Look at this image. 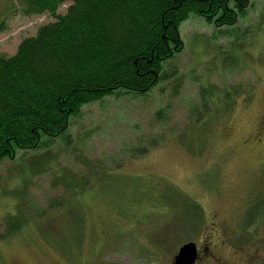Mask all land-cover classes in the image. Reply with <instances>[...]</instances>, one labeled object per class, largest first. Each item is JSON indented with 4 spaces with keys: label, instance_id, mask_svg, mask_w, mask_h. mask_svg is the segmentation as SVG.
Here are the masks:
<instances>
[{
    "label": "rangeland",
    "instance_id": "obj_1",
    "mask_svg": "<svg viewBox=\"0 0 264 264\" xmlns=\"http://www.w3.org/2000/svg\"><path fill=\"white\" fill-rule=\"evenodd\" d=\"M17 4L0 0V55L54 20ZM249 4L230 27L191 15L165 79L0 160V264H173L189 241L197 264H264V0ZM201 88L220 92L202 106Z\"/></svg>",
    "mask_w": 264,
    "mask_h": 264
},
{
    "label": "trees",
    "instance_id": "obj_2",
    "mask_svg": "<svg viewBox=\"0 0 264 264\" xmlns=\"http://www.w3.org/2000/svg\"><path fill=\"white\" fill-rule=\"evenodd\" d=\"M70 2L63 14L58 8ZM22 15L54 20L0 55V160L67 134L82 106L145 94L167 75L191 15L233 26L249 0H17ZM212 88V87H209ZM220 91L201 88L202 106ZM47 137L46 141H42Z\"/></svg>",
    "mask_w": 264,
    "mask_h": 264
},
{
    "label": "water",
    "instance_id": "obj_3",
    "mask_svg": "<svg viewBox=\"0 0 264 264\" xmlns=\"http://www.w3.org/2000/svg\"><path fill=\"white\" fill-rule=\"evenodd\" d=\"M197 259V246L195 242L189 241L182 244L176 255L173 264H194Z\"/></svg>",
    "mask_w": 264,
    "mask_h": 264
},
{
    "label": "flooded vegetation",
    "instance_id": "obj_4",
    "mask_svg": "<svg viewBox=\"0 0 264 264\" xmlns=\"http://www.w3.org/2000/svg\"><path fill=\"white\" fill-rule=\"evenodd\" d=\"M201 258V251L197 247V259L194 264H197ZM228 264H234V263H228Z\"/></svg>",
    "mask_w": 264,
    "mask_h": 264
}]
</instances>
